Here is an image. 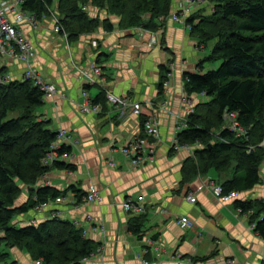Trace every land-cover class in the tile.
Masks as SVG:
<instances>
[{
  "label": "crops",
  "instance_id": "0c3cea01",
  "mask_svg": "<svg viewBox=\"0 0 264 264\" xmlns=\"http://www.w3.org/2000/svg\"><path fill=\"white\" fill-rule=\"evenodd\" d=\"M186 1L173 0L172 12L199 18L212 12V1L199 5ZM91 15L107 16L93 9ZM157 22V30L137 26L106 31L100 27L69 42L53 30L50 16L41 19L39 31L26 28L37 47L35 65L59 90L45 98L38 113L51 129H66L79 143L70 146L66 160L72 168L53 167L47 174L50 182L44 179L63 191V199L20 215L15 223L23 226L33 219L52 218L55 213L74 221L84 228L88 239L100 245V251L84 264H264V236L252 228L250 215L236 206L237 199L264 198V177L253 189L224 201L209 183L220 184L234 172L211 168L189 176L188 167L196 162V148L172 149L175 134L187 127L184 98L195 104L207 100L204 94L186 93L184 74L200 71L198 65L214 43L199 46L186 24L171 16ZM153 35L158 42L150 46ZM0 57V67L22 79L24 64ZM94 63L102 68V85L87 83L79 72L81 67L89 71ZM206 63L205 67H210ZM168 71L170 85L163 88L162 78ZM84 89L93 101L107 89L141 106L138 111H123L103 98L102 113L83 112ZM152 114L158 115L161 141L153 161L133 167L122 147L144 133V120ZM92 183L98 187L101 201L86 200ZM190 194L197 200L191 201ZM127 198L141 209L127 211L123 205ZM22 199L26 201L27 196ZM184 215L191 219L190 227L179 224ZM139 217L143 219L142 231L134 233L129 226ZM19 260L42 264L23 251Z\"/></svg>",
  "mask_w": 264,
  "mask_h": 264
},
{
  "label": "trees",
  "instance_id": "16d2710c",
  "mask_svg": "<svg viewBox=\"0 0 264 264\" xmlns=\"http://www.w3.org/2000/svg\"><path fill=\"white\" fill-rule=\"evenodd\" d=\"M211 1L215 4L213 13L186 19L199 46L214 41L210 53L198 65L200 71L184 74L186 93L204 94L207 100L195 104L187 127L177 136L182 145H197L196 162L188 167L189 176L211 168L232 171L233 177L221 185L225 193H240L262 181L264 0ZM172 4L173 0H24L23 8L42 19L54 7L71 40L100 27L106 31L137 26L157 30V20L172 14ZM92 7L106 11L107 16H92ZM114 16L118 17L117 22ZM206 62L218 66L205 70ZM5 70L6 67H0V74ZM169 73L162 78L161 85L169 79ZM46 97L31 78L0 84V244L27 249L42 264H84L100 245L88 239L84 228L74 221L56 215L36 223L15 225L18 216L62 197L63 191L45 183L50 170L72 168L63 160L45 163L58 136V131L37 115ZM103 98L104 91L94 102L102 103ZM226 112H236L248 130L247 135L237 137L228 129L220 130ZM70 151V147L64 146L60 153ZM22 196H27V200L20 203ZM236 206L243 213L251 212L250 221L257 222L254 230L264 236V198L237 199ZM142 226L143 219L139 217L129 228L140 233ZM0 264L19 262L11 257V251H0Z\"/></svg>",
  "mask_w": 264,
  "mask_h": 264
},
{
  "label": "built area",
  "instance_id": "2783aa9c",
  "mask_svg": "<svg viewBox=\"0 0 264 264\" xmlns=\"http://www.w3.org/2000/svg\"><path fill=\"white\" fill-rule=\"evenodd\" d=\"M204 1L205 0H187V2L191 4L202 3ZM23 3L24 0H0V55L13 61L22 62L24 64L23 77L31 78L36 85L40 86L41 89L44 90L46 96H54L59 93V90L55 84L49 83L44 79L41 71L35 65L37 47L26 33V28L32 29L33 31H39L41 28V19L35 13L24 10ZM180 14L181 13L177 11L172 12L171 15L173 20L186 24V19L181 17ZM48 16H50L53 20V30L57 34H61L66 42H69L68 33L62 27L59 14L54 7L49 8ZM45 17L47 16L44 15L43 18ZM157 42V35H153L149 45L153 46ZM79 71L82 75L86 76L87 83L91 85H102L103 72L99 64H92L89 71L82 67L79 68ZM15 79L16 78L13 73L8 72L0 74V84L9 83ZM163 84L164 86H169L170 79L165 80ZM83 94L85 96V101L82 104V111L101 113L102 105L91 100L87 89L83 91ZM106 95L107 99L111 103L119 105L123 111L135 103L133 101L130 102L127 98H121L107 89ZM184 103H186L189 107L186 112V118L184 119V125L187 126L188 117L195 111V103L187 97L184 98ZM140 106L141 105L138 103L135 108L139 109ZM222 127L223 129H228L234 132L237 137H244L248 134V130L240 123L236 112H226L224 114V123ZM143 131L144 133L142 135L135 138L128 145L122 147L123 154L128 157L133 167L140 166L148 160L153 161L156 153V147L161 139L159 125L153 120L152 116L143 123ZM177 135L178 134H175L173 137L172 143V146L176 150L192 147V145H182ZM78 142V139L72 137L67 130L59 129L58 136L51 145V149L47 154L45 163L49 164L57 160L66 161L69 158L70 153H60V150L64 146H75ZM196 146L197 145H193L195 148ZM209 187L216 196L220 197L224 201L237 198L240 195L237 191L225 193L221 183L217 184L215 182H211L209 183ZM189 199L191 201H195L196 197L195 195L190 194ZM57 200L59 201L60 197ZM86 200L89 202L102 200L98 187L93 183L90 184L87 190ZM123 205L127 211H138L141 209L140 205L131 198L125 199ZM45 207H47V205L40 206L38 207V210H42ZM240 211H242L241 208ZM250 213L251 212H246L245 214L250 215ZM56 215L57 214L54 216ZM37 221V219L31 220L32 223H36ZM179 224L184 228L190 227L192 225V221L188 216L184 215L179 218ZM256 225V221L252 222L253 229H255ZM97 251H100V247ZM93 255L87 257L85 261L92 258Z\"/></svg>",
  "mask_w": 264,
  "mask_h": 264
},
{
  "label": "rangeland",
  "instance_id": "374dc122",
  "mask_svg": "<svg viewBox=\"0 0 264 264\" xmlns=\"http://www.w3.org/2000/svg\"><path fill=\"white\" fill-rule=\"evenodd\" d=\"M205 1H207V0H205ZM209 1H211V0H209ZM186 3L187 4H189L187 1H186ZM199 4H201V3H195V5H199ZM210 7H211V13H213V11H214V9H215V4H214V2H212V4L210 5ZM189 9H191V7H188ZM92 9L93 10H98L99 11V9L98 8H96V7H92ZM102 12H105L106 13V11H102ZM210 13V14H211ZM171 17H172V15H170ZM181 17H183L184 19H187L188 17H185V15H183V14H181L180 15ZM111 17V16H110ZM194 17H196L195 15H194ZM115 18H117L118 19V17H116V16H114V19ZM187 26V25H186ZM155 32V31H154ZM212 43H214V41L213 42H211V44ZM0 63H1V57H0ZM170 64L171 63H169L168 65H169V68L171 69V67H170ZM208 66H210V67H208V68H212V67H214V68H216L218 65L217 64H213V63H206ZM2 65V64H1ZM167 65V66H168ZM208 68H206L205 70H207ZM6 70H7V68H6ZM4 71L3 73H8V71ZM23 70H24V68H23ZM80 72V71H79ZM3 73H1V74H3ZM11 73V72H10ZM169 75H170V73H169ZM22 76H23V72H22ZM22 79H24V77H22ZM92 85H94V84H92ZM162 87L163 88H169V86H164V84L162 85ZM84 90H86V89H84ZM102 91H104L105 93H106V89H103ZM84 95V94H83ZM106 98H107V95H106ZM122 98V97H121ZM93 101V100H92ZM194 102V101H193ZM140 104V103H139ZM138 105V102H135L134 104H132V105H130L129 107H128V109H135V111L136 110H139L140 109V107H139V109H136L135 107ZM185 105H186V112H187V109L189 108L188 107V105L185 103ZM189 105H191V104H189ZM80 109H81V111H82V105L80 106ZM102 113V112H101ZM193 114V113H192ZM37 115L39 116L38 118L40 119V120H42V117L40 116V114L39 113H37ZM152 116V118H153V120L159 125V118H158V115L157 114H152V115H149V116H147V118H146V120H144V122L145 121H147V119L149 118V117H151ZM223 125V124H222ZM222 125H221V127H220V130L221 129H223V127H222ZM61 129H63V128H61ZM159 129H160V126H159ZM66 130V129H65ZM219 131V130H218ZM176 134H178V133H176ZM79 141V140H78ZM160 141H161V139H160ZM159 141V142H160ZM79 143V142H78ZM262 144H264V140H263V143ZM78 145V144H77ZM172 149H175L173 146H172ZM176 150V149H175ZM254 151V150H253ZM145 164V163H144ZM144 164H142V165H144ZM235 164V163H234ZM141 166V165H140ZM138 167V166H137ZM261 177H262V179H263V177H264V162H263V164H262V167H261ZM48 179L46 178V182H50V181H47ZM263 181H261V183H262ZM62 197H63V195H62ZM62 197H60V198H62ZM63 199V198H62ZM57 202H59L58 200H56ZM18 202H25V200H23V199H21V200H19ZM19 204V203H18ZM35 211V210H34ZM36 211H40V210H38V209H36ZM32 212V211H31ZM15 224V223H14ZM16 225V224H15ZM0 251H12V253H11V257L13 258V259H16V260H18V262H19V264H23V262L21 263L20 261L21 260H19V255H20V252L21 251H23V252H25L26 254H28V255H30V257L32 258V256H31V254H29L30 252H28V250L26 249V250H23V249H21V248H19V247H11V248H9V247H7V245L3 242V243H1L0 244ZM33 259V258H32ZM34 260V259H33Z\"/></svg>",
  "mask_w": 264,
  "mask_h": 264
},
{
  "label": "bare ground",
  "instance_id": "6f19581e",
  "mask_svg": "<svg viewBox=\"0 0 264 264\" xmlns=\"http://www.w3.org/2000/svg\"><path fill=\"white\" fill-rule=\"evenodd\" d=\"M56 1V0H55ZM60 1V0H59ZM62 1V0H61ZM209 1V0H208ZM217 2V1H216ZM41 4V3H40ZM51 5V4H50ZM56 6V5H55ZM79 7V6H78ZM87 8V7H86ZM148 8V7H147ZM149 9V8H148ZM146 10V9H145ZM140 11V10H139ZM203 11V10H202ZM144 12V11H143ZM200 12V11H199ZM181 15V14H180ZM204 16V15H203ZM138 18V17H137ZM92 19V18H91ZM141 21V20H140ZM139 21V22H140ZM103 22V21H102ZM154 22V21H153ZM190 22V21H189ZM200 22V21H199ZM137 25L139 24V23H136ZM112 25V24H111ZM170 29V28H169ZM153 30V29H152ZM154 30H155V28H154ZM178 32V31H177ZM179 33V32H178ZM165 34V33H164ZM93 35V34H92ZM172 39V38H171ZM98 40V39H97ZM89 43V42H88ZM176 43V42H175ZM202 44V43H201ZM193 46V45H192ZM101 47V46H100ZM161 47V46H160ZM198 47V46H197ZM100 49V48H99ZM172 51V50H171ZM171 51H170V53H171ZM107 53V52H106ZM118 54V53H117ZM155 55V54H154ZM98 57V56H97ZM105 57V56H104ZM109 58V57H108ZM140 58V57H139ZM82 61V60H81ZM208 63V62H207ZM143 65V64H142ZM129 67V66H128ZM48 69V68H47ZM61 69V68H60ZM145 71V70H144ZM145 74V73H144ZM147 75V74H146ZM62 81V80H61ZM24 83V82H23ZM116 83V82H115ZM66 84V83H65ZM120 87V86H119ZM186 91V90H185ZM117 92V91H116ZM127 93V92H126ZM160 94H162V93H160ZM122 96V95H121ZM101 104V103H100ZM153 105V104H152ZM56 106V105H55ZM46 109V108H45ZM40 113V112H39ZM115 117V116H114ZM164 117V116H163ZM116 118V117H115ZM76 122V121H75ZM54 126V125H53ZM28 131V130H27ZM173 131V130H172ZM182 141V140H181ZM84 144V143H83ZM77 149V148H76ZM170 150V149H169ZM173 151V150H172ZM113 157V156H112ZM144 166V165H143ZM51 168V167H50ZM61 172V171H60ZM191 176V175H190ZM46 180V179H45ZM181 181V180H180ZM193 181V180H192ZM73 182V181H72ZM77 182V181H76ZM80 184V183H79ZM83 187V186H82ZM200 191V190H199ZM59 197V196H58ZM35 198V197H34ZM20 199V198H19ZM22 199V198H21ZM24 199V198H23ZM50 199V198H49ZM197 200V199H196ZM13 202V201H12ZM16 205V204H15ZM12 207V206H11ZM31 207V206H30ZM29 211V210H28ZM83 211V210H82ZM67 213V212H66ZM31 214H32V212H31ZM63 214V213H62ZM69 216V215H68ZM99 216V215H98ZM56 218V217H55ZM19 221V220H18ZM92 223V222H91ZM12 227V226H11ZM92 228V227H91ZM104 244V243H103ZM92 249V248H91ZM30 254V253H29ZM28 255V254H27ZM22 263V262H21Z\"/></svg>",
  "mask_w": 264,
  "mask_h": 264
}]
</instances>
